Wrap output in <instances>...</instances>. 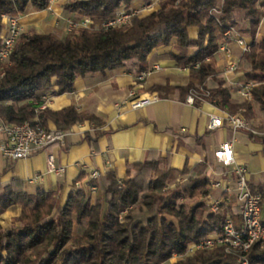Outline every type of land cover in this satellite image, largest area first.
Returning <instances> with one entry per match:
<instances>
[{"label":"trees","instance_id":"1","mask_svg":"<svg viewBox=\"0 0 264 264\" xmlns=\"http://www.w3.org/2000/svg\"><path fill=\"white\" fill-rule=\"evenodd\" d=\"M136 1L147 0H68L63 9L72 19L88 18L100 25L119 9H132ZM49 4L50 0H0V38L3 17L44 11ZM263 7L262 0H220V4L218 0H162L156 11L134 17L125 30L80 29L63 37L21 32L0 76V121L31 122L42 128L52 122L65 132L79 122L100 126L98 118L73 106L37 111L39 96L54 87L59 94L70 93L78 77L103 76L128 62L137 64L139 74L153 50L173 46L177 54L170 56L176 65L188 68L189 82L156 89L178 92L183 101L189 91H195L199 99L193 105L208 102L251 124L258 118L257 111L264 115V36L256 38ZM236 11L244 12L249 22L244 33L252 38L239 64L244 82L255 84L251 98L241 102L232 98L214 61L224 32L237 27ZM190 27L198 28L195 40L189 38ZM190 48L197 49L193 56L188 54ZM259 129L264 132V126ZM99 135L87 134L91 148L96 149ZM260 139L264 142V135ZM206 171V164L196 173L163 167L158 160L128 164L124 179L109 172L85 188L75 185L64 204L56 191L29 195L3 187L0 212L11 205H19L21 212L10 227L0 225V264H165L189 243L220 234L232 208L235 228H242L241 207L227 193L223 194L227 206L209 212L211 179ZM173 183L174 189H168ZM90 186L96 188L94 201ZM251 190L260 194L264 225V188ZM136 208L142 216L136 215ZM76 227L82 228L80 233H75ZM247 259L249 264H264L259 243L251 246ZM171 264H237V256L221 246Z\"/></svg>","mask_w":264,"mask_h":264},{"label":"crops","instance_id":"2","mask_svg":"<svg viewBox=\"0 0 264 264\" xmlns=\"http://www.w3.org/2000/svg\"><path fill=\"white\" fill-rule=\"evenodd\" d=\"M67 1L50 0L46 10H29L19 16L22 32L53 33L59 37L66 35L64 19L73 17L63 9ZM141 5L142 1H136L133 8ZM262 11L256 38L264 36V7ZM234 20L237 22L234 34L250 44L252 38L244 33L249 28L244 12L236 11ZM188 35L192 40L197 39L198 28H188ZM228 46L232 58L240 61V47L234 40L228 41ZM196 52V48H190L188 54L193 56ZM171 54H177L173 46L153 50L147 57L146 69L155 65L159 69L154 70L141 84L135 83L137 64L128 62L121 68L107 71L103 76L78 77L70 93L59 94L58 88L54 87L48 109L56 111L73 106L78 112L95 116L102 124L94 126L86 121L76 123L66 131L63 144L51 146L47 151L25 159L0 160V189L11 186L13 190L29 195L37 191H56L60 203L64 204L76 183L85 188L88 182L93 181L90 178L91 172H97L99 177L113 172L122 180L128 164L147 160H158L161 166L177 171L186 168L191 173L198 172L201 165L206 164V173L210 179L218 180V174L224 170L215 159L214 152L224 142H232L236 163L245 166L247 170L249 188L263 186L264 142L260 139L263 135L252 136L246 131L233 132L225 124L211 131L207 128L209 116L224 117L226 111L208 102H201L197 106L187 104L179 98L178 92L156 89L185 86L189 82L188 68L176 65ZM214 61L234 101H243L238 94L240 85L244 83L241 71L243 66L229 73L224 72L227 62L224 54L217 53ZM131 90L136 92L134 98H151L153 101L140 108H132L130 102L134 98L128 96ZM257 116L251 126L261 131L259 128L264 126V115L257 111ZM47 128H55V125L48 122ZM98 132L100 135L97 137L96 149H93L86 136L89 134L95 137ZM47 153L53 154L56 167L64 168L62 175L47 171ZM36 177V180L29 182ZM223 194L220 188H211L209 199L225 198ZM19 212L20 207L14 205L1 212L0 217L7 222Z\"/></svg>","mask_w":264,"mask_h":264},{"label":"built area","instance_id":"3","mask_svg":"<svg viewBox=\"0 0 264 264\" xmlns=\"http://www.w3.org/2000/svg\"><path fill=\"white\" fill-rule=\"evenodd\" d=\"M160 1H142V5L139 8L130 10L121 8L113 17L107 18L100 25L94 24L88 18H66L64 19L65 33L69 34L80 29L93 30L97 28L125 30L134 17L140 18L156 11L159 8ZM213 13L218 14V11L215 9ZM3 25L0 38V76L3 75L2 68L9 63V57L14 45L22 32L18 17H3ZM234 33L235 30L232 27L224 32V40L220 42L217 51V53H222L227 58L224 72L229 73H233L238 69L239 61L232 58L228 41L234 40L240 47L241 54L248 51V44L245 39ZM158 69L159 66L155 65L142 71L136 76L135 83H143L147 76ZM254 85L252 82H244L240 85L238 94L243 100L251 98L250 90ZM52 95V92L48 91L39 96L37 111L45 110L50 106ZM135 95L136 92L131 90L128 96L134 98ZM196 99H199L198 93L189 91L185 102L193 104ZM151 101H153L151 98H134L130 105L132 108H140ZM223 124L233 132L246 131L252 136L264 135V132L254 129L239 114L226 113L224 117L210 115L207 128L213 131L222 127ZM66 136L67 132L65 131L56 128H42L37 123L5 124L0 121V160L17 161L28 158L35 153L47 151L51 146L63 144ZM46 156L47 171L62 175L64 168L55 166L53 154L47 153ZM214 157L224 171L218 174L220 179H211L210 187L220 188L223 193L235 198V203L241 207L242 228L236 229L231 214L227 213L220 234H209L189 243L185 251L175 255L174 258L180 259L200 250L222 246L225 252L233 253L237 256V264H249L247 253L251 246L257 242L260 247H264V225L261 223L260 194L253 192L249 188L246 179L247 170L245 166L236 163L232 142L222 143L214 152ZM98 177L99 174L97 172L90 173L91 180H95ZM36 179L37 177L29 180V182H33ZM76 186L82 187L80 183H76ZM90 190L94 193L96 191L95 186H90ZM227 204V198L209 199L207 201V206L212 212L218 211L221 205L227 206Z\"/></svg>","mask_w":264,"mask_h":264},{"label":"rangeland","instance_id":"4","mask_svg":"<svg viewBox=\"0 0 264 264\" xmlns=\"http://www.w3.org/2000/svg\"><path fill=\"white\" fill-rule=\"evenodd\" d=\"M162 1V0H161ZM160 1V2H161ZM218 3L220 4V0H218ZM159 6H160V4H159ZM235 29V28H234ZM240 68H241V66H240V64H239V67H238V69L240 70ZM138 75V74H137ZM147 178H149V172H147L146 173V175H145V179H147ZM182 179V177L181 176H178V181L179 180H181ZM174 183L173 184H171V185H169V187H168V189H174ZM211 188V187H210ZM94 198H95V192L92 194V200L94 201ZM11 206H14V205H11ZM10 206V207H11ZM19 206V205H18ZM20 207V206H19ZM9 208V207H8ZM7 208V209H8ZM139 208V207H138ZM138 208H136L135 209V213H136V215H139V216H142L141 215V212H140V214H138ZM7 209H5V210H7ZM220 209V208H219ZM218 209V210H219ZM4 210V211H5ZM208 210H209V212H212V210H210V208L208 207ZM20 212H21V207H20ZM20 212H19V214H20ZM217 212V211H216ZM231 212H234V209L232 208L231 209ZM230 212V213H231ZM1 213V212H0ZM213 213V212H212ZM229 213V214H230ZM19 214L17 215V216H19ZM17 216H14V217H11L7 222H4L2 219H1V217H0V225L2 226V227H10L11 225H12V219L13 218H15V217H17ZM232 217V216H231ZM81 230H82V228L81 227H76L75 228V233H80L81 232ZM214 248H217V247H213V248H210V249H214ZM261 248H263L264 249V247H261ZM210 249H205V250H210ZM195 253V252H194ZM194 253L192 254V255H194ZM192 255H189V256H186V257H184V258H180V259H177V258H174V257H172L167 263H165V264H171V263H174V262H176V261H180V260H183V259H185V258H187V257H190V256H192Z\"/></svg>","mask_w":264,"mask_h":264}]
</instances>
